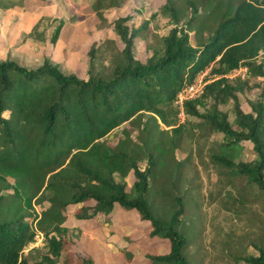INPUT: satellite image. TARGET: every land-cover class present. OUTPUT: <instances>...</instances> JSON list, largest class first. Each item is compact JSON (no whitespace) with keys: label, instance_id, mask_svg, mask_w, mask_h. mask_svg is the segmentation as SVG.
I'll return each instance as SVG.
<instances>
[{"label":"trees","instance_id":"obj_1","mask_svg":"<svg viewBox=\"0 0 264 264\" xmlns=\"http://www.w3.org/2000/svg\"><path fill=\"white\" fill-rule=\"evenodd\" d=\"M157 11L172 26L144 61L132 53L135 32L126 23L129 16L113 18L121 48L106 73L89 71L81 78L47 59L32 68L0 60V183L10 178L5 184L13 189L0 194V264H95L90 254L72 250L73 240L65 235L66 209L75 204H81L73 211L76 219L108 216L114 206L135 210L149 222V236L168 241L166 252L145 255L148 264H187L183 248L188 239L176 228L184 211L183 192H175L174 181L188 156L174 158L182 124L176 123L172 100L209 63L210 79L198 95L181 101V109L199 119L208 138L220 134V140L210 139L217 149L208 154L209 162L232 176H245L264 192V55L258 57L264 52V0H165ZM184 13L186 19L178 24ZM61 24L58 19L50 41ZM201 30L206 34L199 36ZM240 66L248 77L228 79L226 74ZM252 86L257 95L243 109L236 93ZM228 100L229 119L219 107ZM143 113L169 126L163 129L168 134L147 125ZM124 122L135 123V136L122 127L118 136L108 138ZM245 142L251 155L241 159ZM164 170L169 184L157 181V187L176 204L166 219L154 215L149 200L150 182ZM128 172L133 181L126 190ZM32 199L42 205L37 212L23 206ZM89 200L91 205L83 204ZM34 229L42 233L46 251L30 261L20 251ZM243 261L264 264L262 248Z\"/></svg>","mask_w":264,"mask_h":264},{"label":"rangeland","instance_id":"obj_2","mask_svg":"<svg viewBox=\"0 0 264 264\" xmlns=\"http://www.w3.org/2000/svg\"><path fill=\"white\" fill-rule=\"evenodd\" d=\"M164 1L0 0V60L12 59L32 68L47 59L64 73H73L81 78H86L89 71L106 73L121 48L112 32V20L116 16L128 15L126 23L135 32L132 53L144 61L153 48L160 47L159 36L172 26L157 11ZM186 16L180 17L178 24ZM58 19H62V24L56 39L50 41L49 36ZM187 32L189 42L193 44V31L188 29ZM205 34V30L199 32V36ZM91 46L94 50L92 58H89ZM261 55H264L263 51H259L258 57ZM211 64L197 71L183 86L192 84L200 87L207 78L209 80ZM226 76L228 79L247 78L248 73L240 66ZM180 91L174 96L172 107L176 123L182 124L181 142L174 150V158L180 160L188 156L174 181L175 192H183L184 211L176 221V228L188 239L183 254L187 264H245L243 256L257 254L259 247L264 253V192L248 183L245 176H232L224 168L209 162L208 154L217 149L210 139L220 140L221 136L213 133L208 138L207 129L199 125V119L182 111ZM257 91V87L252 86L236 93L243 109H247L246 100L255 98ZM231 105V100L219 104L227 111L228 119L231 117ZM3 115L6 116L7 111ZM141 118L155 130H161L162 135L168 134L163 129L169 126L155 122L147 113H143ZM122 127L130 129L133 137L137 133L135 123L124 122L113 129L108 138L113 134L118 136ZM240 145L238 157L245 159L251 155L250 145L247 142ZM139 164L142 167L144 161ZM166 175L164 170L157 180L150 182L149 195L154 215L163 219L168 218L169 210L176 207L171 196L157 187V181L169 184ZM175 175L172 172L171 176ZM123 179L128 190L133 181L132 173L128 172ZM6 181L11 183L10 178ZM6 181L0 183V194L13 192ZM30 203L29 206L23 203L26 211L37 212L42 207L33 199ZM83 204L91 205L92 201ZM80 205L67 207L62 225L66 227L65 235L73 240L70 248L90 254L95 264H148L146 254L168 250L167 239L149 236V222L140 219L135 210L114 206L108 216L99 214L89 219H76L73 211ZM40 251H46L44 238L40 231L34 229L32 240L23 246L20 256L33 261Z\"/></svg>","mask_w":264,"mask_h":264},{"label":"built area","instance_id":"obj_3","mask_svg":"<svg viewBox=\"0 0 264 264\" xmlns=\"http://www.w3.org/2000/svg\"><path fill=\"white\" fill-rule=\"evenodd\" d=\"M202 85L203 84H201L200 87L199 86L194 87L192 84H188V85L183 86L181 88V91L178 94L179 98L183 100V99L198 95L201 91ZM180 105H181V103H180Z\"/></svg>","mask_w":264,"mask_h":264}]
</instances>
